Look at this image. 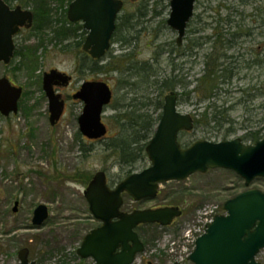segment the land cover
Wrapping results in <instances>:
<instances>
[{"label": "rangeland", "instance_id": "374dc122", "mask_svg": "<svg viewBox=\"0 0 264 264\" xmlns=\"http://www.w3.org/2000/svg\"><path fill=\"white\" fill-rule=\"evenodd\" d=\"M124 2L119 17L133 13L140 5L148 4L151 12L135 31L122 30V39H134L129 49L123 51L121 44L115 43L110 50H114V55L132 53L138 65L151 64L157 74L151 83L177 77L180 85L172 91L178 95V111L195 120L192 131L179 135L183 148L199 140L244 138L251 132L264 137V0H196L195 13L181 45L176 41L178 33L167 25L170 0ZM54 12V20L63 15L62 10ZM38 34L32 27L15 39L19 50L35 48L38 42L45 41L35 54L33 68L29 62L23 63L22 57L14 58L9 66L0 65V78L8 77L13 85L23 87L19 113L7 118L0 114V264H18V252L24 247L29 248L30 260L36 264H96L77 255L85 235L101 224L89 211L84 196L88 184L85 176L105 171L109 185L114 187L129 173L150 165L147 154L127 166L108 149L110 138L118 132L110 119L115 114L111 107L133 109L130 105L134 104L140 108L145 96L151 105L144 111L156 117L163 112V108L157 109V103L161 100L164 104L165 96L172 91L163 92L159 84L147 88L149 84L129 77L132 71L106 75L90 70L83 48L73 47L74 42L81 40L83 46L88 33L64 42L49 41V28L41 36ZM212 59H218L221 65L220 78L211 97H205L202 79ZM52 69L73 77L68 87L57 89L66 100V107L55 125L50 122L49 102L43 91V75ZM94 80L108 82L114 94L103 116L108 133L95 142L80 133L78 118L84 104L72 98L85 81ZM127 80L131 85L125 83ZM181 84L188 85L190 96L182 95ZM206 111L208 117L198 124L200 114ZM82 148L87 152L83 153ZM249 188L264 191V178H257L246 187L245 180L234 171L216 168L195 173L184 181L161 184L153 199L136 202L124 194L125 212L170 206L177 202L176 197L184 196L178 201L183 214L173 225L146 224L137 228L145 250L134 264H167L170 241L181 236L199 210L216 206V211L222 213L227 200ZM16 201L19 206L15 213ZM40 204L48 206L50 215L37 227L32 218ZM159 242L165 244V249L158 246ZM257 260L264 262V250Z\"/></svg>", "mask_w": 264, "mask_h": 264}, {"label": "water", "instance_id": "95a60500", "mask_svg": "<svg viewBox=\"0 0 264 264\" xmlns=\"http://www.w3.org/2000/svg\"><path fill=\"white\" fill-rule=\"evenodd\" d=\"M196 0H170L171 12L167 25L178 33L181 45L189 22L195 13ZM124 0H74L68 7L71 23H82L88 31L83 51L92 59L106 56L113 44L117 21ZM34 12L20 5L12 7L0 0V65L9 66L16 52V37L22 28H31ZM71 77L52 69L43 76V91L49 102L50 122L55 125L65 110V101L56 92V85L66 86ZM23 87L13 85L8 77L0 78V114L10 117L19 113ZM110 84L103 80L85 81L72 97L84 104L78 118L80 133L89 140L106 137L108 128L103 121L106 108L113 100ZM195 120L190 114L178 111V95L172 91L165 96L161 119L146 146L150 165L133 173L114 187L108 183L105 171L96 172L84 190L89 211L101 225L85 235L77 255L92 259L96 264H134L144 252L145 244L136 228L158 224L168 227L183 214L179 206L122 210L124 194L139 202L156 198L160 185L184 181L195 173L222 168L234 171L245 180V186L264 178V137L254 144L242 138L212 142L199 140L183 148L179 135L192 131ZM19 201L13 212L18 211ZM225 214L215 216L206 232L196 241L190 255L192 264H264L257 256L264 250V191L249 188L224 203ZM46 204L38 205L32 218L34 226H42L49 218ZM18 264H36L30 260V250L18 252ZM180 264V263H176Z\"/></svg>", "mask_w": 264, "mask_h": 264}, {"label": "trees", "instance_id": "16d2710c", "mask_svg": "<svg viewBox=\"0 0 264 264\" xmlns=\"http://www.w3.org/2000/svg\"><path fill=\"white\" fill-rule=\"evenodd\" d=\"M8 4L12 5L16 3L15 6L20 5L24 9H32L34 12V29L37 30L41 36L46 28H49L52 32V37L49 41L56 42H64L70 38H79L80 36H85L88 33L82 23H71L69 22L66 14L69 5L74 0H5ZM53 5L55 8H53ZM54 10L63 11L62 17L54 20L53 14ZM151 12V8L149 5H140L137 7L136 11L133 13H128L127 15H123L122 17H118L117 21V29L113 37L112 44L120 43L121 49L123 51L129 49L134 41V39L130 38H121L120 34L122 30L126 28L129 32H133L136 30V27L142 23L144 19L147 18L149 13ZM83 33V34H82ZM81 34V35H80ZM44 40H41L37 43L35 48L26 47L25 50L17 49L15 52L14 58L22 57L24 60L23 63L29 62L30 67H34L33 65L36 63L37 58L35 54L40 46H44ZM82 40L76 41L73 44L74 48L80 49L82 47ZM114 50H110L106 56L102 59L95 60L92 59L89 55L86 56L88 61L91 63L88 67L90 70L96 73H103L106 75H110L113 72H128L130 73V78L139 79L143 81L145 84H149L147 88H153L154 86L160 85L161 89L164 91H172L176 89L178 85L177 77H170L163 81L155 80L151 83V79L153 77H157L156 72H153V66L148 64V62L141 63L136 62L135 57L132 53H121L120 55H114ZM218 59H212L208 62V69L206 71L205 77L202 79L203 81V89L204 96L211 97L214 89L217 86V79L220 78V64L217 63ZM125 66V67H124ZM127 85H131L130 81H125ZM183 88L182 95L185 93L190 96L191 91L187 90V84H181ZM142 99H145L141 102L140 108H137L136 105L131 104L130 107H134L133 109L128 108H118L117 106H112L115 114L110 117L111 120H114L116 126L118 127V132L114 138H110L111 141L107 144L109 150L113 151L117 156H119L121 162L127 166H133L138 161L142 160L146 156V146L152 139L155 128L157 127L162 113L158 114L154 117L152 114L147 112L144 109L150 107L151 100L148 97L143 96ZM147 101V102H146ZM142 106V108H141ZM163 108V102L160 100L157 103V109ZM208 117V112L206 111L204 114H200V118L197 119V123H201L202 118ZM262 137L259 135V132H251L248 135L244 136L242 140L244 142H252L256 143ZM100 141V140H99ZM83 153L87 152L84 148H82ZM131 175V173H129ZM128 175V176H129ZM85 181L89 183L92 176L86 175ZM88 185V184H87ZM180 195V193L178 194ZM180 197L183 199V194L176 197V203H170L169 205H179ZM168 206V205H167ZM156 225L158 224H149ZM141 226V225H140ZM138 226V227H140ZM137 227V228H138ZM161 227V226H159ZM136 228V230H137ZM83 264V261L81 262Z\"/></svg>", "mask_w": 264, "mask_h": 264}, {"label": "built area", "instance_id": "2783aa9c", "mask_svg": "<svg viewBox=\"0 0 264 264\" xmlns=\"http://www.w3.org/2000/svg\"><path fill=\"white\" fill-rule=\"evenodd\" d=\"M216 209V206H207L199 210L191 223L183 229L181 236L172 238L166 250L169 258L167 264H190L189 257L196 247L197 239L206 232L208 224L212 223L215 216L219 214ZM159 245L165 249L164 243L159 242Z\"/></svg>", "mask_w": 264, "mask_h": 264}, {"label": "flooded vegetation", "instance_id": "af4514ba", "mask_svg": "<svg viewBox=\"0 0 264 264\" xmlns=\"http://www.w3.org/2000/svg\"><path fill=\"white\" fill-rule=\"evenodd\" d=\"M11 6H12V5H11ZM12 7H15V6H12ZM32 26H33V25H32ZM31 28H32V27H31ZM31 28H22L21 32H22L23 30H28V29H31ZM21 32H20V34H21ZM20 34H19V35H20ZM19 35H18V36H19ZM18 36H17V37H18ZM16 50H17V45H16ZM86 54H87V53H86ZM87 55H88V54H87ZM62 72H64V71H62ZM64 73H66V72H64ZM66 74L69 75L68 73H66ZM43 76H44V75H43ZM69 76L71 77V79H70L68 85H66V86H63V85H56V86H55V90H56V92L59 93L61 96H62V94H61L60 92H58L57 89H60V88H66V87H68V86L72 83L73 77H72L71 75H69ZM80 88H81V86L79 87V89H80ZM79 89H78L77 91H79ZM77 91H76V92H77ZM76 92H75V93H76ZM44 93H45V92H44ZM75 93H74V94H75ZM74 94H73V95H74ZM73 95H72V96H73ZM46 98H47V97H46ZM72 98H73V97H72ZM62 99L65 101V107H66V100L63 98V96H62ZM47 100H48V99H47ZM76 101H77V100H76ZM181 133H182V132H181ZM85 138H86V137H85ZM88 140H89V139H88ZM90 141L95 142V141H99V140H90ZM107 178H108V177H107ZM108 183H109V182H108ZM170 206H178V205H170ZM123 211H124V210H123ZM176 220H177V219H176ZM176 220H174V222H175ZM174 222H173V223H174ZM100 225H101V224H100ZM100 225H99V226H100ZM82 260H83V259H82Z\"/></svg>", "mask_w": 264, "mask_h": 264}]
</instances>
